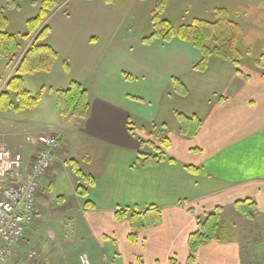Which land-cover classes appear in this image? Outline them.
Wrapping results in <instances>:
<instances>
[{
  "label": "rangeland",
  "instance_id": "1",
  "mask_svg": "<svg viewBox=\"0 0 264 264\" xmlns=\"http://www.w3.org/2000/svg\"><path fill=\"white\" fill-rule=\"evenodd\" d=\"M41 1L0 0L8 18L6 31L16 35L25 33L27 21L38 14ZM56 1L46 21L50 28L44 42L57 51L58 58L50 71L35 73L24 80V86L34 95L42 93L39 104L24 111L0 107V143L5 142L29 157L32 146L24 141L26 132H59L65 147L79 160L78 163L67 158L66 163L64 159H57L52 167L55 169L40 179L38 202H47L53 208L66 202L62 195L67 201H73V179L77 169L84 166L88 151L79 132V120L59 114L58 89L67 88L76 79L88 89L91 101L101 98L121 105L132 113L137 131H147L151 144L146 148L153 150L163 138L157 128L164 122L170 137L179 133L192 138L197 134L201 126L193 136L181 133V129L188 131L196 125L184 116L196 113L202 104L208 105L213 96L219 97L223 92L218 84L222 74L217 70L225 65L216 64L223 61L232 67L230 61L213 57L211 63L216 67L212 70L195 69L203 57L201 48L178 35L169 40L149 38L154 30L153 12L160 0ZM165 3L162 15L173 22L176 30L196 20L214 22L219 10L227 11L223 15L241 29L237 40L242 54L241 72L245 76L262 74L255 63L264 54V0H165ZM33 42L34 36L23 39L16 56H0V90L15 76L20 60ZM204 45L213 50L218 43L208 37ZM254 113L264 115L259 107ZM154 203L148 202L147 209L154 208ZM140 215L126 218L137 235L142 228L139 222H143ZM152 216L154 212L146 221ZM45 219L37 226L34 224L32 242L18 248L6 263L0 264H76L82 252L90 256L88 245L76 235L65 243L61 239L67 231L63 225L65 217L49 210ZM218 220L220 226L232 227L230 232H235L236 238L237 230L244 225L242 213L235 207L222 211ZM250 220L247 229L251 235L242 243L243 264H264V217ZM137 223L141 228H137ZM31 251L37 252L34 258L29 257ZM110 256L105 264H115Z\"/></svg>",
  "mask_w": 264,
  "mask_h": 264
},
{
  "label": "crops",
  "instance_id": "2",
  "mask_svg": "<svg viewBox=\"0 0 264 264\" xmlns=\"http://www.w3.org/2000/svg\"><path fill=\"white\" fill-rule=\"evenodd\" d=\"M221 64L225 66L217 72L222 74L218 84L223 92L191 114L202 121L194 137L187 138L177 130L178 134L170 137L163 127L165 122L156 127L171 145L165 150L166 160L155 164L141 161V154L153 150L146 148L151 144L147 131H137L136 126L135 135L129 131V120L134 122L132 113L106 99L90 98L88 115L77 124L88 150L81 170L92 176L94 183L75 176L72 202L64 195L66 202L56 208L39 201L35 226L46 220L49 210L65 217L67 231L61 239L65 243L76 235L88 245L92 264H105L110 255L115 264H189L188 240L197 230L198 216L251 200L256 205L253 220L263 218L264 115L255 114L254 109L264 111V77L245 76L223 61L216 65ZM214 66L211 63L206 71ZM33 76L28 74L24 79ZM72 154L63 137L56 160L67 163L68 158L79 163ZM79 179L88 185L86 196L77 192ZM148 202H155V207L147 209ZM120 206H127V217L132 211L142 212L143 226L135 242L129 239L132 229L128 218L119 220L116 216L125 209ZM151 212L154 216L146 221ZM250 221L242 214L244 225L237 230V238L229 227L225 241L205 242L191 264H243L242 243L251 235L247 229ZM35 226L26 232L18 248L32 242Z\"/></svg>",
  "mask_w": 264,
  "mask_h": 264
},
{
  "label": "trees",
  "instance_id": "3",
  "mask_svg": "<svg viewBox=\"0 0 264 264\" xmlns=\"http://www.w3.org/2000/svg\"><path fill=\"white\" fill-rule=\"evenodd\" d=\"M10 1V0H9ZM35 1V0H33ZM57 5L56 0H42L40 9L36 16L28 19L27 32L16 35L6 31L8 18L5 14V9L0 3V56L12 57L16 56L21 49L23 39L34 36V42L20 60L16 74L6 84V87L0 91V107L3 109H13L17 111H24L37 107L42 97V93L34 95L30 90L24 86V76L28 74H35L38 72H48L51 70L53 64L58 58L57 51L49 44L44 42L48 35L50 26L47 24V19ZM165 0H160L153 12V33L149 38H162L169 40L175 35L181 39L192 42L196 47L201 48L203 57L199 63L195 65V69L205 70L209 68L213 57H218L226 61H230L238 73H242L240 65L242 61V54L238 47L237 40L241 31L239 24L227 19V11H218L217 20L214 22H203L200 20L194 21L192 24L182 26L175 29L172 21L165 18L162 14L165 8ZM209 39H214L218 46L213 50L204 45V42ZM256 66L261 69L264 77V54L257 58ZM186 91V88L183 87ZM56 104L59 114L65 117H75L79 121H83L90 109V95L84 84L78 80L71 81L70 85L65 89L56 91ZM187 117L190 122L195 123L194 128L190 130L181 129V133L193 136L196 134L198 128L202 125L201 119L198 117ZM129 131L135 135V124L132 120L128 122ZM171 143L168 137L161 139L160 145L153 146V153L141 154L142 162L148 163L151 160L161 162L166 160L165 150L170 147ZM192 170V168H190ZM77 176L84 177L90 183H94L92 176L85 175L81 169H77ZM77 192L79 195L86 196L88 191L82 185L77 184ZM88 204V203H87ZM235 208L243 215L252 218V212L255 211L256 205L251 200L238 201ZM222 207H217L211 212H207L202 216L197 217V230L190 234L188 240L189 246V264L195 261L197 250L205 242L218 240L225 241L228 235L227 225H219L218 219L221 216ZM253 210V211H252ZM139 211H135L132 215L137 217ZM128 215V210L123 209L116 212L119 220L125 219ZM133 221V218H132ZM141 227L143 222H139ZM137 228L138 223H137ZM132 229V227H131ZM130 241L137 240V234L134 229L131 230Z\"/></svg>",
  "mask_w": 264,
  "mask_h": 264
},
{
  "label": "built area",
  "instance_id": "4",
  "mask_svg": "<svg viewBox=\"0 0 264 264\" xmlns=\"http://www.w3.org/2000/svg\"><path fill=\"white\" fill-rule=\"evenodd\" d=\"M25 141L33 147L30 156L11 145L0 143V263H6L39 216V180L47 174L62 148L59 132H26ZM84 188L88 185L79 181ZM36 251L29 252L34 258ZM76 264H92L82 252Z\"/></svg>",
  "mask_w": 264,
  "mask_h": 264
},
{
  "label": "snow or ice",
  "instance_id": "5",
  "mask_svg": "<svg viewBox=\"0 0 264 264\" xmlns=\"http://www.w3.org/2000/svg\"><path fill=\"white\" fill-rule=\"evenodd\" d=\"M262 140H264V137H262Z\"/></svg>",
  "mask_w": 264,
  "mask_h": 264
}]
</instances>
